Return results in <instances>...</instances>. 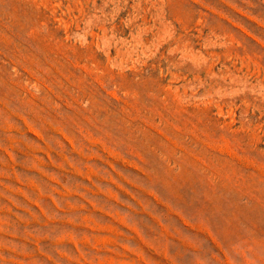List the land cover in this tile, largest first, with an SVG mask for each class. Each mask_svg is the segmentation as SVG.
<instances>
[{"label":"rangeland","instance_id":"1","mask_svg":"<svg viewBox=\"0 0 264 264\" xmlns=\"http://www.w3.org/2000/svg\"><path fill=\"white\" fill-rule=\"evenodd\" d=\"M0 264H264V0H0Z\"/></svg>","mask_w":264,"mask_h":264}]
</instances>
